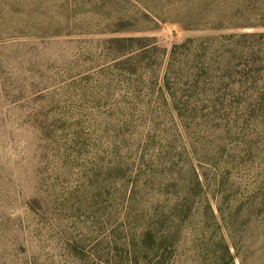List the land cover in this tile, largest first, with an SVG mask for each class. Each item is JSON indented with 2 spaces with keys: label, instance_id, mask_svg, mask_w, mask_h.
Masks as SVG:
<instances>
[{
  "label": "rangeland",
  "instance_id": "rangeland-1",
  "mask_svg": "<svg viewBox=\"0 0 264 264\" xmlns=\"http://www.w3.org/2000/svg\"><path fill=\"white\" fill-rule=\"evenodd\" d=\"M240 4L0 0V264H138L147 254L148 263L264 264L263 232L229 236L219 212L264 181V111H237L245 98L228 81L216 90L230 99L199 104L188 88L199 69L184 68L190 112L166 116L156 72L174 43L233 33L206 28ZM121 20L154 40L111 42L139 36L117 33ZM144 50L142 69L132 58ZM197 57L182 49L175 59L190 67ZM149 229L141 255L137 237Z\"/></svg>",
  "mask_w": 264,
  "mask_h": 264
},
{
  "label": "trees",
  "instance_id": "trees-1",
  "mask_svg": "<svg viewBox=\"0 0 264 264\" xmlns=\"http://www.w3.org/2000/svg\"><path fill=\"white\" fill-rule=\"evenodd\" d=\"M232 11L236 12L233 17L228 19L227 17L219 18L206 29L215 32L232 29L234 30L233 33L199 38V40L188 38L181 43L172 45L167 62L162 67H158V71H156L157 79L160 83L161 111L164 115L169 116L170 113L174 114L176 112L179 119L182 120L190 112V101L183 95L184 92L181 89L183 80L185 78L186 80L188 79V75H184V68L192 69L193 72L197 71V68L199 69V78L191 79L188 84L191 95H193L195 90L199 89V104L204 103V101L219 103L224 97L225 99H230L228 95H223L216 90L220 84L228 81L230 84L226 83V85L229 86V92L234 98L240 95L245 98V100L234 105L237 111H244L252 116H255L259 111H264V31L235 33L236 30L242 28H249L255 31L264 29V0H241V4ZM244 19L247 20L246 24L237 25L235 23ZM133 23L121 20V27H118L116 32L119 34H139V36L112 38L110 41L123 45L126 43H137L143 48L147 46V43L154 40L145 36V33L149 32V30L130 29L129 26H132ZM152 46L151 53L155 51V57H160L159 52L162 48ZM182 49H186L189 52L194 62L197 60L195 57L199 54V57H197L199 63H192L193 65L190 67L188 65L192 61L184 60L183 63H178L175 59L176 53ZM144 51L145 53H140L132 58L138 60V65L142 69L143 67L145 69V66H149L146 59H150L148 57L149 53H146V50ZM137 72L139 71L134 70L128 73ZM138 75H140V72ZM195 176L199 177L197 174ZM253 180L255 182L248 183L247 185H250L242 193L236 195L234 200H228L229 204L232 203L237 206L234 212L231 208L227 210L219 209L223 231L229 236L242 233L243 228L252 232L260 230L264 235V181L260 183L256 177ZM195 181L198 186L199 184H206V181L202 183L200 179H195ZM217 186L224 194V182L219 181ZM242 204L245 207L239 208V205ZM243 209L245 210L243 211ZM244 216L249 221L246 225L241 222ZM153 231L155 230L149 229L138 235L137 248L141 255L147 252L146 246L149 240H154V234L152 235L151 233ZM225 249L232 263L240 258L234 242L229 241L227 243L225 241ZM231 249H235L232 254L230 253ZM148 261L149 257L147 254L144 257V262L138 264H164L148 263Z\"/></svg>",
  "mask_w": 264,
  "mask_h": 264
}]
</instances>
